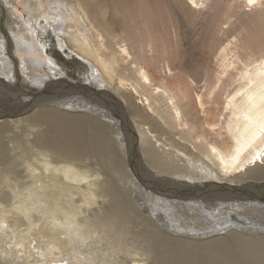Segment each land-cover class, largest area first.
Masks as SVG:
<instances>
[{"label":"bare ground","instance_id":"bare-ground-1","mask_svg":"<svg viewBox=\"0 0 264 264\" xmlns=\"http://www.w3.org/2000/svg\"><path fill=\"white\" fill-rule=\"evenodd\" d=\"M3 1L0 264H264V0Z\"/></svg>","mask_w":264,"mask_h":264},{"label":"rangeland","instance_id":"rangeland-1","mask_svg":"<svg viewBox=\"0 0 264 264\" xmlns=\"http://www.w3.org/2000/svg\"><path fill=\"white\" fill-rule=\"evenodd\" d=\"M0 5H1L0 6V35L3 34L5 37H7L8 40H10L8 38V34H10V29H11L10 25H11L12 21H11V18L9 19L10 14L5 9V3L3 0H0ZM12 25H14V24L12 23ZM48 40L50 43V45L48 47H50V48H48L47 50H49V53L52 56L54 55L53 57L57 58L59 65L62 67V70H64L66 72L69 81H71L72 83L84 82L85 78L83 77V72H84L85 64L82 63V61L74 53H70L67 49H66L67 53L62 52L57 45V40H56L55 36H52V37L49 36ZM7 45H9V46H6L5 50H7L8 53H10L13 57H15L13 47H12V46H14L13 41L10 40V42ZM16 61H17V63H16L17 67H19V65H18L19 62H18V60H16ZM21 78L26 79L20 70H18V73L15 76V80L10 81L12 84L9 81H7L5 78H3V77L1 78V76H0V79L4 80L5 84H8V85L11 84L10 86L14 87V89L21 87L23 90L25 89V92H29V93H33V92L37 91L35 86H32V88L28 87V85L31 83H27V85L22 83ZM25 81H27V79ZM14 82H17V83H14ZM27 82H29V81H27ZM16 95H17L16 97L21 98V99H25L28 96V95L22 94L18 90L16 92ZM78 101H83V100H77L76 102H78ZM76 102H74V103H76ZM22 174L25 175L24 173H22ZM20 181H21L20 183L16 184L17 185L15 188L16 190H22L28 186L26 176L22 177V179ZM219 201H221V200H219ZM199 202L202 204H205V205H211V204L215 203L214 199L210 198L209 196L205 197L203 201H199Z\"/></svg>","mask_w":264,"mask_h":264},{"label":"water","instance_id":"water-1","mask_svg":"<svg viewBox=\"0 0 264 264\" xmlns=\"http://www.w3.org/2000/svg\"><path fill=\"white\" fill-rule=\"evenodd\" d=\"M26 79H24V78H21V81H22V83H24V84H26L27 85V81H25ZM1 87V86H0ZM28 87H30L29 85H28ZM31 88V87H30ZM1 89V88H0ZM7 89H12V91L10 92L11 93V95L12 96H14L13 98L14 99H18L17 97H16V92H17V90L19 91V92H21L22 94H26V95H28V96H33V93H29V92H25V90H23L21 87H18L17 89H14L13 87H7ZM10 95V94H9ZM3 96V95H2ZM5 101V105H2V107H11L12 109H15L14 108V105H15V103H14V100L13 101H10L8 98L6 99V100H4ZM14 111H16V110H14Z\"/></svg>","mask_w":264,"mask_h":264}]
</instances>
